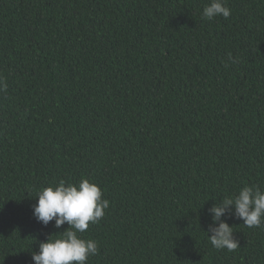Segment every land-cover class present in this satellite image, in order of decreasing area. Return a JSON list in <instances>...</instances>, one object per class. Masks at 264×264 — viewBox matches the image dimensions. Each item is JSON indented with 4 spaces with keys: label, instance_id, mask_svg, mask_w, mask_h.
<instances>
[{
    "label": "trees",
    "instance_id": "trees-1",
    "mask_svg": "<svg viewBox=\"0 0 264 264\" xmlns=\"http://www.w3.org/2000/svg\"><path fill=\"white\" fill-rule=\"evenodd\" d=\"M0 0V264L65 230L37 193L82 176L109 201L87 264H264V224L208 209L264 190V0ZM55 235V234H54Z\"/></svg>",
    "mask_w": 264,
    "mask_h": 264
},
{
    "label": "clouds",
    "instance_id": "clouds-1",
    "mask_svg": "<svg viewBox=\"0 0 264 264\" xmlns=\"http://www.w3.org/2000/svg\"><path fill=\"white\" fill-rule=\"evenodd\" d=\"M230 15L226 0H210L202 10V18L207 20L218 16L227 19ZM7 87L0 76V92H6ZM36 197L33 216L38 222L47 226L54 221L57 229L65 223L68 227L40 242L39 251L32 252L34 264H87L89 257L98 254V243L80 235L103 218L109 207L98 184L84 176L75 183L60 180L43 187ZM208 212L212 220L207 229L211 233L210 243L216 249L234 251L239 241L233 235V227L222 217L227 214L242 220L249 228L260 227L264 224V190L258 185H245L213 204Z\"/></svg>",
    "mask_w": 264,
    "mask_h": 264
}]
</instances>
